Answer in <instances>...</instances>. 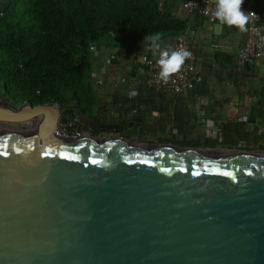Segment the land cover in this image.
<instances>
[{"label":"water","instance_id":"water-1","mask_svg":"<svg viewBox=\"0 0 264 264\" xmlns=\"http://www.w3.org/2000/svg\"><path fill=\"white\" fill-rule=\"evenodd\" d=\"M65 115L120 126L0 95V125L35 123L0 126V264H264V152L65 137Z\"/></svg>","mask_w":264,"mask_h":264},{"label":"crops","instance_id":"crops-1","mask_svg":"<svg viewBox=\"0 0 264 264\" xmlns=\"http://www.w3.org/2000/svg\"><path fill=\"white\" fill-rule=\"evenodd\" d=\"M184 1L163 3L186 23L200 81L179 93L154 91L145 83L144 58L153 55L147 42L135 38L115 47L97 45L89 53V113L118 122L117 135L144 144L264 152V57L239 65L245 32L208 22ZM250 1L264 5V0ZM5 4L0 0V7ZM176 37H162L161 48L172 50Z\"/></svg>","mask_w":264,"mask_h":264},{"label":"trees","instance_id":"trees-1","mask_svg":"<svg viewBox=\"0 0 264 264\" xmlns=\"http://www.w3.org/2000/svg\"><path fill=\"white\" fill-rule=\"evenodd\" d=\"M185 21L157 0H6L0 8V83L30 103L91 111L90 47H115L159 33L178 35Z\"/></svg>","mask_w":264,"mask_h":264},{"label":"built area","instance_id":"built-area-1","mask_svg":"<svg viewBox=\"0 0 264 264\" xmlns=\"http://www.w3.org/2000/svg\"><path fill=\"white\" fill-rule=\"evenodd\" d=\"M159 6H162L164 0H157ZM184 7L189 11L196 10L208 22H219L214 16L216 10L215 0H185ZM242 10L250 15L247 31L244 39L240 45L236 56V62L244 66L247 63L255 62L264 57V5L257 6L250 0H244ZM95 47H90L93 50ZM186 49L191 52V56L187 58L182 65L179 72L171 76V78L164 82L159 79V67L156 61L159 55H149L144 58V67L146 70L145 83L148 88L163 93H179L184 90L192 89L201 79L198 62L199 57L196 55L193 43L184 30L176 37L172 50ZM9 95L2 94V97ZM57 103V102H53ZM78 115L69 118L63 117L59 119L56 127V133L60 136H74L78 131H72L73 126L79 123Z\"/></svg>","mask_w":264,"mask_h":264},{"label":"clouds","instance_id":"clouds-1","mask_svg":"<svg viewBox=\"0 0 264 264\" xmlns=\"http://www.w3.org/2000/svg\"><path fill=\"white\" fill-rule=\"evenodd\" d=\"M243 2L244 0H215L214 16L222 25L235 26L239 32H246L249 17L255 13L246 14L241 8ZM145 42L148 44L147 50L153 55L159 53V59L156 61L160 69L158 75L164 82L179 72L185 60L191 56V52L186 49L171 50V46L161 48L162 37L159 33L146 35L142 43Z\"/></svg>","mask_w":264,"mask_h":264},{"label":"flooded vegetation","instance_id":"flooded-vegetation-1","mask_svg":"<svg viewBox=\"0 0 264 264\" xmlns=\"http://www.w3.org/2000/svg\"><path fill=\"white\" fill-rule=\"evenodd\" d=\"M75 103V100H70V103L68 105H71ZM64 117L69 118L71 117L70 115H65ZM100 120H102L101 118H99ZM73 128H77V130L79 129V131H85L86 134H83L84 136H95V135H104V136H113V135H117V132H119V130H121V127L119 126L117 129H105L103 127H100L97 125V123L95 121H91V118L89 119V121L87 122H79L76 123ZM106 132V133H105ZM79 134V133H78ZM77 134V135H78Z\"/></svg>","mask_w":264,"mask_h":264},{"label":"rangeland","instance_id":"rangeland-1","mask_svg":"<svg viewBox=\"0 0 264 264\" xmlns=\"http://www.w3.org/2000/svg\"><path fill=\"white\" fill-rule=\"evenodd\" d=\"M1 8V7H0ZM0 95L3 93V92H6V89L5 87L0 83ZM1 127H8V128H12V127H15V128H21V129H24V130H29V131H34L35 130V123L32 122V121H28V122H22V123H18V124H14V123H10V124H1L0 125ZM72 131H78V135H83V134H86L85 131H79V129L77 130V128H72ZM91 136V134H90Z\"/></svg>","mask_w":264,"mask_h":264},{"label":"snow or ice","instance_id":"snow-or-ice-1","mask_svg":"<svg viewBox=\"0 0 264 264\" xmlns=\"http://www.w3.org/2000/svg\"><path fill=\"white\" fill-rule=\"evenodd\" d=\"M72 159H75V157H72Z\"/></svg>","mask_w":264,"mask_h":264}]
</instances>
